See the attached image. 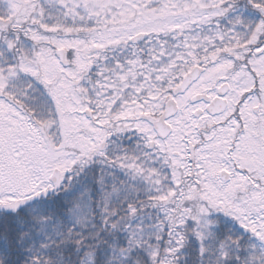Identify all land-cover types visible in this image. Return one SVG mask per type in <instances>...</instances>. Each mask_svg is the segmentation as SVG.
Returning <instances> with one entry per match:
<instances>
[{"label": "snow or ice", "instance_id": "6c2138e0", "mask_svg": "<svg viewBox=\"0 0 264 264\" xmlns=\"http://www.w3.org/2000/svg\"><path fill=\"white\" fill-rule=\"evenodd\" d=\"M0 264H264V0H0Z\"/></svg>", "mask_w": 264, "mask_h": 264}]
</instances>
